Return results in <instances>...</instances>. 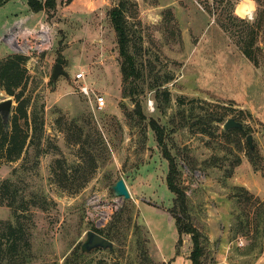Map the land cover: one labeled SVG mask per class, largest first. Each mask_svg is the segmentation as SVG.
<instances>
[{
    "label": "rangeland",
    "instance_id": "1",
    "mask_svg": "<svg viewBox=\"0 0 264 264\" xmlns=\"http://www.w3.org/2000/svg\"><path fill=\"white\" fill-rule=\"evenodd\" d=\"M253 1V16L244 18L236 8L250 3L243 0H132L127 17L146 80L145 92L136 98L140 106L122 95L118 36L110 18L117 0L69 9L68 0H57L56 8L46 12L47 45L30 37L19 47L10 38L14 53L29 56L28 91L36 89L45 103L38 161L31 146L25 159L0 164V186L11 179L25 194L35 191L46 198L44 208L33 207L25 216L33 264H193L191 236L179 234L171 210L168 154L180 172L191 217L207 238L202 264H264V236L255 230L258 200L232 198L238 157L264 179V49L258 50L264 47V0ZM251 42L259 64L250 61L263 79L254 81L245 73L253 81L248 84L260 88L249 95L256 102L254 110L231 100L246 95L236 65L246 62L239 45ZM58 62L69 76L60 75L53 84ZM79 72L94 91L91 97L80 91ZM96 95L106 98L104 108L96 107ZM8 97L0 91V102ZM12 99L11 115L17 105ZM183 109L194 117L184 119ZM200 116L212 120L201 125ZM221 118L240 121L243 132L224 135ZM249 134L257 167L246 153ZM22 165L33 168L16 173ZM121 178L132 196L124 202L112 189ZM249 191L264 201V195ZM3 199L0 191V223L13 219ZM246 219L249 226L240 229L239 221ZM88 231L112 240L115 251L81 253Z\"/></svg>",
    "mask_w": 264,
    "mask_h": 264
},
{
    "label": "trees",
    "instance_id": "2",
    "mask_svg": "<svg viewBox=\"0 0 264 264\" xmlns=\"http://www.w3.org/2000/svg\"><path fill=\"white\" fill-rule=\"evenodd\" d=\"M10 0H0V6L7 3ZM71 1V0H68ZM117 4L110 10V18L118 36L119 51L121 57V73L123 79V97H131L134 99L137 106H140L137 101V97H140L144 92L145 75L141 64L143 61L139 58L138 53L133 50V33L129 27V21L127 17L128 6L132 4V0H117ZM259 3V0H257ZM29 6L35 12L51 9H55L57 0H46L42 2L40 0H29ZM236 16V15H234ZM264 14L262 15V17ZM239 18V17H236ZM253 42L249 43L247 47L239 45L240 51L255 65H258V60L255 57V52L252 50ZM264 47H258V50H263ZM29 60V56L12 53L4 58L0 59V91H5L10 97H13L17 103L13 109V113L10 117V123L4 124L0 115V164L3 160L8 162H14L25 159V155L29 153L31 146L36 147V161L42 152L41 145L44 139L45 130V103L42 101V95L36 92V89L28 91V84L30 81V74L28 72L26 63ZM62 63L63 61L59 59ZM157 87L156 85L152 88ZM163 94L166 96V100L171 104V98L168 91H164ZM180 106H183L184 99H179ZM183 118H187L186 111H180ZM194 116H190V119ZM196 117V116H195ZM200 118L201 125L210 119L205 116L197 117ZM196 118V119H197ZM212 120V119H210ZM213 120H218L214 118ZM221 122H225V118L219 119ZM23 121V123H22ZM155 124V123H154ZM156 129L157 125H156ZM243 132V129H234L225 131L224 135H230L235 131ZM159 131V129H158ZM203 133H207L206 129H202ZM81 134V132H80ZM161 135V134H160ZM79 139V138H78ZM89 144V138L86 139ZM85 141V140H84ZM78 143L83 142V139L76 141ZM89 154L86 152L85 154ZM251 162L257 167L255 161V151L249 150L246 152ZM169 160V172L167 175L168 188L173 194V217L176 219L177 230L180 235L188 234L191 236L193 242V250L190 254V260L193 264H202L201 256L204 255V245L202 244L207 241V238L202 233L201 228L197 225L191 217L192 210L188 201L186 191L180 186V172L177 169L176 163L173 157L168 154L166 155ZM27 157V156H26ZM92 159V158H90ZM241 163V158L238 157L233 167L238 166ZM22 165L19 169L21 173L30 169L25 168ZM232 171L230 170L227 176H231ZM19 175V174H18ZM23 179V178H22ZM20 182L21 178H20ZM237 194L234 193L232 198H240L247 202L256 201L258 204V214L260 215L255 226V230L262 231L264 236V201L254 196L246 187L235 185L232 187ZM0 191L5 195L7 205L12 208L13 219L9 221H2L0 223V264H33L32 263V243L31 233L28 227H26L25 216L32 214L31 208H44L42 200L46 201L39 193L32 191L31 193L25 194L22 192L18 182H14L11 179L3 181L0 186ZM193 208V207H192ZM249 219L245 221H239V227H248ZM238 227V226H237ZM100 233L101 230L99 231ZM80 256V254H77Z\"/></svg>",
    "mask_w": 264,
    "mask_h": 264
},
{
    "label": "crops",
    "instance_id": "3",
    "mask_svg": "<svg viewBox=\"0 0 264 264\" xmlns=\"http://www.w3.org/2000/svg\"><path fill=\"white\" fill-rule=\"evenodd\" d=\"M40 1L45 2L46 0ZM243 1L250 2L246 4H248L252 8V14H254L256 9V3L253 0ZM28 2L29 0H10L0 6V43L2 42V44L0 45V59L14 53V46L16 44L14 45L12 42H10V38L12 36L15 37L16 43L21 40V42H23L25 38L29 40L30 37L37 38L39 40V38L41 37V35L39 34L41 32L42 27H48L46 17L47 11L41 10L35 12L31 9ZM99 2L100 0H95L94 2L92 0H71L66 3V8L69 9L72 6L78 8L81 7L82 4L83 6L92 8V6L100 4ZM237 6V9L241 8V5L239 7ZM236 10L235 13L238 14V11ZM243 14L244 15H238L244 18H251L248 13ZM210 42H212V45H217L218 41L210 40ZM224 53L230 54V50ZM236 53H238V51H236ZM239 54H241V56L246 61L244 63H241V66L236 65L238 67L237 70L240 72V74L243 75V80L240 82L244 84L243 90L246 95L241 98L231 100L236 101V103H238V107L240 106V108H248L250 110H254L256 108V102L254 101V98L249 95L252 94V92L254 91H257V93H259L260 88H253L254 85L250 86L248 82L251 81L253 83V81L251 78L246 76L245 73L250 74L254 81L256 79H259V81L263 79L260 76H257V71L252 62L248 58H246L240 51ZM244 173H246V175H244ZM258 174L259 172H256L254 169H252V165L249 161L243 160L242 163L236 167L235 174L232 177V183L238 186H245L256 195L263 196L264 179H262V177H258ZM258 178L261 179L258 180ZM262 260H264V252L262 254Z\"/></svg>",
    "mask_w": 264,
    "mask_h": 264
},
{
    "label": "water",
    "instance_id": "4",
    "mask_svg": "<svg viewBox=\"0 0 264 264\" xmlns=\"http://www.w3.org/2000/svg\"><path fill=\"white\" fill-rule=\"evenodd\" d=\"M60 75L69 76L68 72L63 69V65L61 63H56L54 72L52 75L53 84H56L57 79ZM13 108V99L12 97H8L5 100L0 102V115L2 117L4 124L10 123L11 112ZM224 130L228 131L230 129L238 128L244 129L243 123L237 121L234 118H230L227 120L223 126ZM247 142L251 150H254L253 144V136L249 134L247 136ZM113 193L114 195L121 201L124 202L126 199L131 198V193L128 189V186L123 178L119 179L113 186ZM109 249L110 251H115V243L106 238L105 236L95 232V231H88L86 240L82 243L81 246V253H89L94 249Z\"/></svg>",
    "mask_w": 264,
    "mask_h": 264
},
{
    "label": "built area",
    "instance_id": "5",
    "mask_svg": "<svg viewBox=\"0 0 264 264\" xmlns=\"http://www.w3.org/2000/svg\"><path fill=\"white\" fill-rule=\"evenodd\" d=\"M41 37L39 38L40 43L47 45L49 43V41L51 40V36H50V30L49 28H45L44 26L41 29ZM24 42V41H23ZM23 42L18 41L16 44L21 47ZM41 44V45H42ZM77 78L79 80H82L83 83L80 85V91L81 93H83L84 95H86L87 97H91V95L93 94V89L86 83L85 81V73L83 72H79L77 75ZM95 103H96V107L99 109H102L106 106V98L103 95H96L95 96Z\"/></svg>",
    "mask_w": 264,
    "mask_h": 264
},
{
    "label": "bare ground",
    "instance_id": "6",
    "mask_svg": "<svg viewBox=\"0 0 264 264\" xmlns=\"http://www.w3.org/2000/svg\"><path fill=\"white\" fill-rule=\"evenodd\" d=\"M252 8L248 4H243L241 9L239 10L241 13H248L250 17H252Z\"/></svg>",
    "mask_w": 264,
    "mask_h": 264
}]
</instances>
